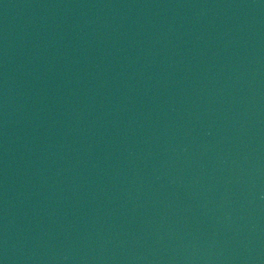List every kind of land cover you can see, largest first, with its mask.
Instances as JSON below:
<instances>
[{
    "label": "water",
    "instance_id": "95a60500",
    "mask_svg": "<svg viewBox=\"0 0 264 264\" xmlns=\"http://www.w3.org/2000/svg\"><path fill=\"white\" fill-rule=\"evenodd\" d=\"M0 264H264V0H0Z\"/></svg>",
    "mask_w": 264,
    "mask_h": 264
}]
</instances>
